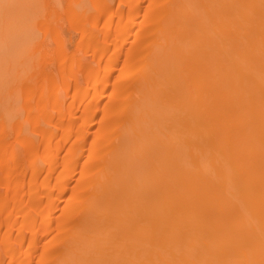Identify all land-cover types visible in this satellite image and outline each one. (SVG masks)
Instances as JSON below:
<instances>
[{
	"label": "bare ground",
	"instance_id": "6f19581e",
	"mask_svg": "<svg viewBox=\"0 0 264 264\" xmlns=\"http://www.w3.org/2000/svg\"><path fill=\"white\" fill-rule=\"evenodd\" d=\"M3 1L0 0L1 26L10 16L14 20L10 17L9 25L17 23L21 16L22 22L23 15L28 13L29 17L30 11L34 16L42 3L34 0L41 3L32 5L33 1L28 0L34 8L37 5L35 12L30 10L32 6L27 5V0H11L15 5L10 0H6L7 5ZM70 1L63 10L64 18L81 31L76 46L83 55L90 51L91 63L85 60L83 67L84 63H79L81 55L73 57L63 50L60 13L57 11V18L54 7H50L53 11L47 8V14L53 12V16H46V22L38 20L43 18L40 12L42 16L37 14L40 17L32 24L41 22L38 25L45 35H51L57 43L58 51L52 49V53L58 60L56 76L60 75V79L56 80L50 68L42 70L45 63L51 64L52 53L48 55L50 51L45 53V49L37 52L44 45H30L34 54L39 53L38 62H33H40L37 72L32 69L36 64L31 68L35 77L30 74L29 82L28 67L22 72L25 67L21 66L19 71L17 66L22 77L16 74V78H25V82L18 84L12 70V77H8L18 82L12 81L10 87L20 86L18 90L15 85L20 93L16 89V95L11 93L12 87L3 91L11 101V97L17 99V94L22 95L21 106L27 112L21 120L20 113L11 112L19 117L9 113L5 120L14 117L13 121L5 123L1 120L4 112L0 111V189H4L0 192V230L4 226L0 233V257H7L6 264H30L29 258L36 254L40 238L48 237L41 244L42 251L35 255L37 264L47 259L51 262L47 260V264H264V0H118L120 7H127L125 13L120 8V12L111 11L107 0H88L90 4L85 0ZM18 3L23 12L18 11ZM82 4L90 5L92 11L88 14L89 7ZM12 5L15 11H11ZM16 12L21 16L17 17ZM140 12L143 15L138 24L148 30L132 37H136V42L133 39L124 51L120 74L112 77L113 87L109 91V79L118 67L115 65L119 53L125 49ZM102 14H106V19L99 27L98 38L91 30ZM25 17L27 21L23 22L29 24L32 15ZM114 18L119 21L112 26ZM20 21L10 26L15 30L11 36L16 35L17 39L27 35L24 32L28 30L23 32L27 25L22 22L20 26ZM5 26L9 27L7 22ZM17 26L23 28L21 35ZM11 39L7 43L10 41L15 47L16 39ZM22 40L23 36L19 41ZM18 46L19 49L21 44ZM31 47L24 48L25 52L21 47L20 56L25 57ZM107 50L110 54L106 55ZM13 54L12 60L8 58L11 63L20 58ZM1 57L2 54V64ZM3 58L7 67L22 61L21 58L11 64ZM74 66L84 69L83 75L90 79L89 83L86 79L85 86L77 78L74 80L79 72L73 73ZM22 73H27L26 77ZM130 77L135 79L134 83L139 80L140 85L133 88L132 84L133 89L124 87L125 79ZM71 78L75 83L70 107L66 104L64 109L61 97L69 89ZM117 81H121L119 86ZM104 96L111 102L100 106ZM134 96L138 97L137 104L133 100L136 105H131L129 101ZM89 98L94 99L93 104ZM4 100L5 96L0 99L1 106ZM112 101H117L116 109ZM73 102L76 108L81 106L77 116L73 111L75 104L71 109ZM128 105L134 108L127 116V126L122 127L119 144L113 146V130L120 127L115 118ZM100 108L107 113L108 128L104 131L99 129L102 125L97 126V132L89 138L88 130ZM69 120H77V127L73 125L76 122L71 125ZM90 160L92 163L87 165ZM38 164L47 167L40 178L34 172ZM25 166L30 167V173L33 171L28 178L19 171L23 168L26 173ZM16 168H20L21 175ZM73 176L76 182L68 188ZM65 193L67 200L63 202ZM55 203L62 205L60 215L55 212ZM71 215L76 217L72 216L73 220H80L69 226ZM58 216L61 219L57 220ZM14 230L16 236H12ZM65 231L72 233L67 232L65 237ZM61 238L63 246L60 244L62 247L54 252L53 242L59 243Z\"/></svg>",
	"mask_w": 264,
	"mask_h": 264
},
{
	"label": "rangeland",
	"instance_id": "374dc122",
	"mask_svg": "<svg viewBox=\"0 0 264 264\" xmlns=\"http://www.w3.org/2000/svg\"><path fill=\"white\" fill-rule=\"evenodd\" d=\"M4 1H5V2H4ZM4 1H3V2H4V4H5L7 1H6V0H4ZM8 1H9V0H8ZM10 1H11V0H10ZM18 1H20V0H18ZM18 1H16V3H17ZM21 1H22V0H21ZM27 1H28V0H27ZM32 1H33V2H32ZM37 1H38V0H37ZM37 1L34 2V0H31L32 5H33V3H36ZM52 1H53V2H52ZM52 1H51V0H42V3H41V1H40L39 3H36L37 5L41 3V4L39 5V6H40V7H39V10H40V12H43V16L41 15L42 13L40 14V12H39V13H35V14H36V15L34 14L35 17L33 16V14H31V15H32V20L29 19V20L31 21V23H30V21H29V24L26 23L25 21H27V20L24 19V16H25V15H26L25 18L28 17V16H27L28 13L26 12L27 14L23 15V20H25L24 22H25L26 25H27V26H26V25H23L24 27H25V26L27 27V28H25V29H23V28L20 27V26H22L21 23L23 22V20H22V22L20 21V20L22 19V16L20 15L21 13L16 12V13L19 14L17 17L21 16V17H20L21 19L18 18V20L20 19L19 21H20V24H21L19 27L17 26V28H19V31H21V29H23V32H24L25 30H27V29L29 30V31L27 30V31L24 32V34H26V32H27V35H25L26 37H25L24 35H22V36H23V40H22V41H19V40L22 38V36H21V38H20V35L22 34V31H21V33L17 31V33H20V35H18L20 39L15 38V37H17L16 35H15V36H14V35L11 36V33H13V30H14V29H13V27H10V26H12V25L14 26L15 24L18 25L17 23H19V21H18L17 23H15V22L12 23L13 21H11L12 25H11V24L9 25V24H8V23H9L8 21L11 20V19H9V18L11 17V18L13 19V16H10L9 14L4 16L3 21H4V20H5V21L7 20V19H5L6 16H8V17L10 16L9 18L7 17V18H8V21H6V22H7V25H8L10 28H9V27L6 28V26H5L6 22H5V24H2L3 26H5V28H2L3 26H1V24H0V54H2L3 57L5 56L7 59L10 57V59L12 60L13 58H11V57H12L11 54H13L14 51H15L16 54L14 53L13 55H15V56L17 55V56H19L20 58H18V57H17V59L14 58V61H15V60H16L17 62H18V61H21V60H18V59H21V58H22V57L20 56V55H21V50L23 49L22 52L24 51V48L26 47V46H25L26 44H27V47H26V48H30L31 46H32L33 48H35V47H39V46H40L39 48H41V46L44 45L43 48H41V49H40L39 51H37V52H40V51H42V49H45V50H46L45 53H47V52L50 51L49 53H47L48 55H50L54 50L56 51L55 48L58 46V45H56L57 43L53 40V37H52L51 35H48V36L45 35L44 30H43V29L41 28V26H40V25H41V24H40L41 22H40V23H39V21H38V23L33 22V24H32V21H35V18L38 19V17H40V16H42L43 18L40 17V19H38V20H41V19L43 20V19H44V21L46 22V21H47V20H45V18H47L46 16H48V15H52V16H53V15H54L53 12H50V13H52V14H47V8L50 10L51 8L54 7V8H53V9H55L54 12L57 13V11H58V13H60V14H59V17L61 18V20H60L59 17H57L58 13H57V14L55 13V16H56L57 18H59V20H60V21L58 20V22L61 23V21H62V23H61L62 25L59 24V30H60L61 36H63L62 38H64V41H63L64 43L62 44V48H63V50L66 49L65 52H66V51H67V53L70 52V55L73 54V57H74L76 54L81 55L80 57H82V58H81V60L79 61V63L81 62L80 64H82V62H83V63H84V65H82L83 67H85V64H86L85 60L87 61V64L91 63V61H92V57H91L90 51L88 50V51L86 52L87 54L84 53V55H83L82 52H80V50H78V48H77V46H76V42H77V40H78V39L80 38V36H81V31H80L77 27L71 25L67 18H64L65 16H64V12H63V10L65 9V5H66L67 2H68V4H69V2H71V1H70V0H69V1H68V0H52ZM77 1H78V0H77ZM77 1H76V2H77ZM107 1H109L108 3H110V5L108 4V6H110V10H111V11L113 10V12H115V11L120 12V11H119V8H120V10L122 9L121 12H123V13H125V12L127 11V7H126L125 5H124V7H122L123 5H121L122 8L120 7V4H119V1H118V0H107ZM173 1H174V0H172V2H173ZM1 2H2V1H1ZM1 2H0V5H1ZM13 2H14V0H13ZM13 2L11 1V3H13ZM29 2H30V1H28L27 5L29 4ZM46 2H47V3H46ZM57 2H58V3H57ZM74 2H75V1H74ZM80 2H81V1H80ZM85 2H87L88 4H90V3L88 2V0H85ZM143 2H144V3H148V0H145V1H143ZM7 3H8V2H7ZM7 3H6V5H7ZM11 3H10V4H11ZM19 3H20V2H19ZM19 3H18V5H17L18 8H17V7H16V8L18 9L19 12H23V11H21V10H22L21 7H20V10H19V6H20ZM23 3L26 4L25 2H23ZM23 3H21V5H23ZM44 3H46V4H44ZM49 3L51 4V6L49 5ZM72 3H73V2H72ZM77 3H78V2H77ZM82 3H84V0L82 1ZM42 4H43V6H42ZM75 4H76V3H75ZM79 4H80V3H79ZM171 4H172V3H171ZM2 5H3V4H2ZM13 5H15V3H13ZM13 5L10 6L11 11H15V7H13ZM29 5H31V4H29ZM32 5H31V6H32ZM34 5H35V4H34ZM37 5H35V8H36V9L34 8V6H32L34 9L31 7L32 9L30 8V10H35V12L38 11V10H37L38 7H36ZM44 5H45V6H44ZM56 5H57V6H56ZM82 5H83V4H82ZM85 5H86V4H84L83 6H85ZM8 6H9V4H8ZM66 6H67V5H66ZM75 6H77V5H75ZM75 6H74V8H75ZM108 6H107V9H106V10H108ZM11 7L14 8V9L12 10ZM27 7L29 8V6H27ZM44 7H45V8H44ZM50 7H51V8H50ZM77 7H78V6H77ZM77 7H76V8H77ZM79 7H80V6H79ZM86 7H89V11H88L87 9H85V11H88L87 13L89 14V12H91L92 9L90 8V5H89V6L86 5ZM171 7H172V6H171ZM171 7H170V8H171ZM4 8L6 9V7H4ZM22 8H24V7L22 6ZM25 8H26V7H25ZM60 8H61V9H60ZM76 8H75V9H76ZM84 8H85V7H84ZM84 8H83V9H84ZM8 9H9V8H8ZM17 9H16V10H17ZM53 9L50 10V11H53ZM58 9H59V10H58ZM77 9H78V8H77ZM81 9H82V7H81ZM115 9H116V10H115ZM168 9H169V6H168ZM168 9H167V10H168ZM0 10H2V9H1V6H0ZM30 10L28 9V12H29ZM42 10H43V11H42ZM49 10H48V11H49ZM60 10H61L62 13L60 12ZM90 10H91V11H90ZM6 11H7V10H6ZM24 11H25V10H24ZM79 11H81V10H79ZM85 11H84V12H85ZM8 12H10V11H8ZM30 12H31V11H30ZM30 12H29V17H31ZM81 12H82V11H81ZM108 12H109V10H108ZM108 12H107V13H108ZM5 13H6V12H4V14H5ZM24 13H25V12H24ZM24 13H23V14H24ZM48 13H49V12H48ZM82 13H83V12H82ZM12 14H13V13H12ZM37 14H38V15L40 14V16H38ZM141 14L143 15V12H140L139 14L136 15V19H135V23H136V25L134 24V25H133L134 27L132 26L133 29L131 30V35H130V36L127 38V40H126L125 49L122 50L123 52H122V51L120 52L121 54L119 53V55H120L119 58H120V59L118 60V62H117L116 65H115V66H118V67H116V68L114 69L115 71L113 72V75H112V76L110 77V79H109V80H110V84L108 85L109 87L107 86V87H108L107 89H108L109 91H110V89L113 87V85H112V83H111L112 80H113V78L116 77L117 73L120 74V73H119V69H120L119 66L122 64L121 59L124 57V54H125L124 51H126L127 48L130 47V43H131V41H133V39L136 38V37H135V38L132 39V37H134V35H136V34L143 33V30H144V32L148 30V29H145V28H144V25H143V26L141 25V26H142L141 28H140V26H139V24H141V23H139L140 20H141ZM13 15H14V14H13ZM16 15H17V14H16ZM90 15H92V14L90 13ZM105 15H106V14L99 15V16H100L99 19L97 18V19H98V21H97V25H96L95 27H93L92 30H91V33L95 31V32H94L95 34H94L93 36L96 35V37H97V34H98V38H99V37L101 38V30L99 31V27L103 24L102 22L105 21V19H106V16H105ZM2 16H3V14H2ZM55 16L52 17V18H55ZM14 17H16V16L14 15ZM17 17H16V18H17ZM29 17H28V18H29ZM33 17H34V18H33ZM62 17H63V18H62ZM83 17H84V16H83ZM83 17H82V18H83ZM87 17H88V16H87ZM0 18H2V17H0ZM16 18H15V20H17ZM48 18H50V17H48ZM52 18H51V19H52ZM101 18H102V19H101ZM84 19H85V18H84ZM84 19H83V21H84ZM137 19H138V21H137ZM13 20H14V19H13ZM115 20H117V19L114 18L113 21L111 20L110 23L112 24V26H114V25H115L116 23H118V21H119V20H118V21L116 22ZM36 21H37V20H36ZM49 21H50V20H49ZM142 21H143V20H142ZM24 22H23V24H25ZM1 23H2V22H1ZM122 23H123V22H122ZM122 23H121V24H122ZM138 23H139V24H138ZM31 24H32V25H31ZM38 24H40V25H38ZM119 24H120V23H119ZM16 25H15V26H16ZM29 25H30V26H29ZM42 25H43V24H42ZM28 26H29V27H28ZM65 26H66V27H65ZM101 27H102V26H101ZM148 27H149V26H148ZM8 28H9V29H8ZM14 28H15V27H14ZM20 28H21V29H20ZM30 29H31V30H30ZM101 29H102V28H101ZM96 30H97V31H96ZM149 30H150V28H149ZM14 31H15V30H14ZM98 31H99L100 34L98 33ZM132 31H133V32H132ZM140 31H141V32H140ZM138 32H139V33H138ZM17 33H14V34H17ZM29 34H30V35H29ZM92 34H93V33H92ZM99 35H100V36H99ZM139 35H140V34H139ZM139 35H138V36H139ZM13 37H14V40L16 39L15 41L13 40L16 48L13 47V43H12V45H11L10 41H9L10 44L7 43L8 39H9V40H10V38L13 39ZM42 38H43L44 40H40V39H42ZM12 39H11V40H12ZM94 39H96V38H94ZM131 39H132V40H131ZM4 40H5V42H6L7 44H9V45H7V44L5 45V44H4V43H5ZM36 40H38V41H36ZM62 40H63V39H62ZM99 40H100V39H98V41H99ZM36 42H37V44H36ZM38 42H39V43H38ZM135 42H136V39H135L134 43H135ZM19 44H21V47H23L22 49H21V47L19 48V49H21L20 51H19V49H18V47H19L18 45H19ZM35 44H36V45H35ZM39 44H40V45H39ZM69 44H70V45H69ZM10 45H11V46H10ZM30 45H31V46H30ZM38 45H39V46H38ZM46 45H47V46H46ZM63 45H64V47H63ZM67 45H69V46H67ZM7 46H8V47H7ZM17 46H18V47H17ZM28 46H29V47H28ZM59 46H60V45H59ZM132 46H133V45H131V47H132ZM135 46H136V45H135ZM6 47H7V48H6ZM10 47H11V48H10ZM32 47H31V49H30L31 51H30V50L28 51L29 53H24L25 55H23V53H22L23 56H25V57L27 56V58H26L27 60H25V57H23V58H22V61H23V59H24V61H23V62L21 61L23 64H25V66H24L23 64L21 65V64H20L21 62L19 63V64H20V66H19V64H18L17 62H13V61H12V63H11V62H10V61H11L10 59L7 60V61L10 62L11 64H13V63H17V65L15 64V66H13L14 64L12 65V66L14 67L15 71H14V69L12 68V66L10 65V63H9V65H10L9 67H11L12 69L9 68V67H7V66H6V63H7L6 60H4L3 57H1V58H2V59H1L2 64H3V62H4V65H5V66L3 65L4 67H2V64L0 63V67H2V68H0V69L3 70V71L5 70V67L8 68V69L6 68L7 71L10 69V71H8V74L5 73V72H7L6 70H5V72L2 71V74L0 73V76L2 77V79L0 78V80H1L0 83L2 84V85H0V86H1V89H0V95H1V93H3L2 95L5 96V100H6V99L8 100V101H7V100H6V101H5V100L2 101V102H4L3 105H2L3 107L1 106V101H0V109H3V110H0V111H1V112H2V111L4 112V115H2V116H4V117H3V118H2L1 116H0V117L2 118L1 120H3L5 123H6V121H10V120L13 121V118H14L15 116H16V117H19V115L16 114V115L14 116L13 114H15V113H18V114H19V113H20L22 117L20 116L18 119L21 120V119L24 117L25 113L27 112V111H26L25 109H23V107L21 106V103H22V105H23V102H22L23 100H22V98H21L22 95L17 94V95H18L17 97H19V98L16 99V96H15V98H14V96L11 97V95L8 94V96L10 95V97H11L12 100H13V101H11L10 98H9L10 100L7 98V96L5 95V94H6L5 92H7V91H6L7 89H9V91H10V89H11V87H12V90H13V91L11 90V91H12L11 93H13L14 95H16V94H15L16 92L14 93V91H15V89H16L15 85H16L18 82H19L18 84H21L20 81H22V79L26 80L25 78H22V79L20 78L21 80H18V79H17L18 77L16 78V74H19V71L21 70V69H20L21 66H22L23 68L25 67V69H23V68L21 67V68L23 69L22 72H24V70H26V66L28 67L27 69L30 70V71H29V70L26 71L28 74H27V73H22V74H24V77H26L25 74H27V77H26V78H27V79L29 78V82H30V78H31L30 74L34 73V72L36 71L35 69H38V68H36V66L39 67L38 65L40 64V62H39L38 64L33 63V62H36V61L38 62V60H39L38 58H39V57H37V56L39 55V53L36 54V52H35V54H34V53L32 52ZM14 48H15V49H18V50H15ZM26 48H25V50H28V49H26ZM57 48H58V47H57ZM60 48H61V47H60ZM64 48H65V49H64ZM110 48L112 49V47L110 46V47L108 48L109 51H110ZM133 48H134V47H133ZM6 49H8V50L6 51ZM10 49H13V52H12V53L10 52L11 54L9 53V50H10ZM37 49H38V48H37ZM52 49H54V50H52ZM34 50H35V49H34ZM34 50H33V51H34ZM45 50H44V51H45ZM61 50H62V49H61ZM63 50H62V51H63ZM108 50H107V52H108ZM138 50H139V49H138ZM145 50H146V49H145ZM16 51L20 52V54L17 53ZM44 51H43V53H44ZM55 51H54V52H55ZM57 51H58V50H57ZM57 51H56V52H57ZM59 51H60V50H59ZM77 51H78V52H77ZM147 51H148V50H147ZM24 52H25V51H24ZM26 52H27V51H26ZM71 52H72V53H71ZM75 52H76V53H75ZM88 52H89V53H88ZM144 52L147 53L146 51H144ZM4 53H5V55H4ZM6 53H9V54H10L9 57H7V54H6ZM30 53H33V55L30 54ZM40 53H41V52H40ZM79 53H80V54H79ZM141 53H143V51H142ZM18 54H19V55H18ZM28 54H29V55H28ZM85 54H86V55H85ZM107 54H110V53L108 52V53H106V55H107ZM52 55H53V57H52ZM54 55H56V54H55V53H52V54H51V57H52V59L50 60V61H51V64H50V62H48L49 64H48V63H45V64L43 63L44 66H42V67H43L42 70L45 72V70L48 71V69L50 68L49 70H52L51 72H52L53 74L55 73L54 76H55L56 80H58V79H60V78H59L60 75H59L58 78H57L56 75H58V74H56V73H57V72L59 73V70H58V69H59V66H58L59 64H58V62L56 63V61H58V60L55 59V56H54ZM143 55H145V54L143 53ZM35 56H36L37 59L35 58ZM68 56H69V55H68ZM33 57H34V58H33ZM105 57H106V56H105ZM6 58H5V59H6ZM32 60H34V61H32ZM54 60H55V62H54ZM89 60H90V62H88ZM27 61H28V62H27ZM30 61H32V62H30ZM52 61H53V62H52ZM5 62H6V63H5ZM26 62H27V63H26ZM30 63H31V64H30ZM32 63H33V64H32ZM34 64H36V65L34 66L35 68H32ZM56 64H58V65H56ZM31 65H32V66H31ZM41 65H42V64H41ZM47 65H48V68H47ZM17 66L19 67V71L16 70V68L18 69ZM75 66H76V64H75ZM75 66H74L73 69H75ZM80 66H81V65H80ZM56 67H58V68L55 70ZM78 67H79V66H78ZM31 68H32L33 70H35V71L32 72V71H31V70H32ZM40 68H41V66H40ZM45 68H46V69H45ZM118 68H119V69H118ZM117 69H118V70H117ZM1 70H0V72H1ZM11 70H12V72H11ZM40 70H41V69H40ZM81 70H83V71H82L83 73L81 72ZM13 71L15 72V74H14ZM16 71H17V72H16ZM53 71H54V72H53ZM55 71H56V72H55ZM74 71H75V72L79 71V72H78L79 74L77 73V75H76V73H75V74H72V76H73V75H74V76H75V75L77 76V77H75V78H74V76H73V78H74V80L77 78L76 81L79 80V84H81V86H82L83 84H84L83 86H85V85L87 84L86 79H87V81H88V80L90 81V79H89L86 75H83L84 72H85L84 69H80V67H79V70L75 69V70H73V73H74ZM117 71H118V72H117ZM9 72L13 73L12 76H14L15 80L17 79L18 82H16L15 80H13V78H12V80H9V77H8V76L11 75ZM36 72H37V71H36ZM40 72H42V71H40ZM120 72H121V71H120ZM3 73H4V77H5V75L7 74L6 77L8 78L7 80L10 81L9 84H8L7 80L5 81L6 77L3 78ZM114 73H115V74H114ZM9 74H10V75H9ZM35 74H36V73H34V74H32V75L34 76ZM41 74H42V73H41ZM85 74H86V73H85ZM19 75H21V74H19ZM19 75H18V76H19ZM28 75H29L30 77H29ZM39 75H40V74H39ZM80 75H81V77H80ZM12 76H10V78H11ZM37 76H38V75H37ZM37 76H36V79H39V80H40L39 76H38V77H37ZM40 76H41V75H40ZM84 76H85V78H84ZM117 76H118V75H117ZM19 77H22V75L19 76ZM34 77H35V76H34ZM112 77H113V78H112ZM83 78H84L85 80H84ZM32 79H34V78H32ZM32 79H31V80H32ZM80 79H81V80H80ZM128 79H129V78H128ZM128 79H125L126 85H125V83H124V81H123V83H124V87H128V88H129V87H131V85L133 84L132 87L135 88V87H138V86L140 85V82H138L139 80L136 81V82L138 83V85L136 86V85H134V84H136V82H135V83L133 82V80H135L134 78H131V77H130L131 81H130V79H129V80H128ZM2 80L5 81V82H3ZM34 80H35V79H34ZM72 80H73V79L71 78V82L68 84V85H69V87H68L69 89H68V90H65V91H64L65 93L63 92L64 94L62 93V97H64V99L61 97V102H62V100H63V103H61V106H63V108H64V105H65V106H66V104L68 105V103L71 101V100H70V99H71V96H70V95H72V92H73L72 90H73V88H74V87H73V86H74L73 83H75V82H73L74 80H73V81H72ZM126 80H127V81H126ZM12 81H13V82H12ZM27 81H28V80H27ZM27 81H26V82H27ZM69 81H70V80H69ZM81 81H82V82H81ZM89 81H88V83H89ZM11 82H12L13 84H14V82L16 83V84L14 85V87H13V86L10 87ZM22 82H25V81H22ZM31 82H32V81H31ZM120 82H121V81H117L118 86L120 85V84H119ZM132 82H133V83H132ZM3 83H6V85H4ZM27 83H28V82H27ZM23 84H24V83H23ZM70 84H71V85H70ZM8 85H9V87H8ZM11 85H12V84H11ZM121 85H122V83H121ZM5 86H7V88H5ZM16 86H17V85H16ZM21 86H23V85H21ZM17 87H18V86H17ZM132 87H131V88H132ZM2 88H3V89H2ZM13 88H14V89H13ZM19 88H20V86H19L17 89H18V90H21V89H19ZM21 88H22V87H21ZM131 88H130V89H131ZM133 88H132V89H133ZM5 89H6V90H5ZM17 89H16V90H17ZM18 90H17V91H18ZM108 90H107V91H108ZM3 91H5V92H3ZM68 91H69V92H68ZM18 92L20 93V91H18ZM13 94H12V95H13ZM19 95H20V96H19ZM97 95H98V93H96V95H94L93 98L95 99V97H97ZM4 96H0V99L3 100ZM121 96H122V95H121ZM123 96H124V95H123ZM1 97H2V98H1ZM13 98H14V99H13ZM68 98H69V99H68ZM93 98H89V100L91 99L90 102H91L92 104L94 103V99H93ZM92 99H93V101H92ZM130 99H132V100H130ZM130 99H129V100H130V101H129V102H130L129 104L132 105V104H135V102H136V104H137V101H135L136 99H138L137 96H134V97H132V98H130ZM20 100H22V101H20ZM133 100H134L135 102H134ZM10 101H11V102H10ZM33 101H34V99H32V102H33ZM106 101L111 102V101L108 100V97H107V96H104V97L101 99V101H100V106H104L105 104L107 105L108 102H106ZM7 102H9L10 104H8ZM32 102H31V103H32ZM105 102H106V103H105ZM131 102H134V103H131ZM12 103H13V106H11ZM29 103H30V101H29ZM104 103H105V104H104ZM16 104H19V105H16ZM62 104H63V105H62ZM69 104H70V103H69ZM73 104H75V105H74V110H73V111L76 112V113H75L76 116L79 115V112H80V114H81V106H79L78 108H76V106H77V105H76V102H73V103L71 104V105H72L71 109L73 108ZM103 104H104V105H103ZM109 104H111V103H109ZM109 104H108V105H109ZM136 104H135V105H136ZM9 105H10V106H9ZM112 105H113L114 109H116L117 101H112ZM112 105H111V106H112ZM131 105H128L127 107H125V109L123 110L122 114H121V113L119 114L120 116L117 115L119 118H115L114 116H116V115L113 116V117L115 118V120H116V119L118 120V121L116 120V121L118 122V125H120V127L117 126V128L114 126L115 129H116V131L113 130V134H114V132H116L117 135L115 136V134H114V135L112 134L113 138H112L111 141H112L114 144L111 143V142H110V143L113 144V146H116V144H119L118 142H120V139H121L122 136H123L124 130H122V127H123L124 125L127 126V124H128V122H127V116H128L129 113H131V111H132V110H130V109H133V108H134V107H133L134 105H133V106H131ZM7 106L9 107V109H8ZM14 106H15V107H14ZM19 106H20V107H19ZM11 107H12L13 109H12ZM16 107H17V108H16ZM68 107H70V106L68 105ZM75 108H76V109H75ZM64 109H66V107H65ZM7 110H8V111L10 110V112L7 113ZM18 110H19V111H18ZM75 110H76V111H75ZM13 111H14V112H13ZM73 111H72V112H73ZM102 111H103L104 114L101 113ZM1 112H0V113H1ZM11 112H12L13 114H12ZM9 113H10V116L13 115L14 117H11L12 119L9 118V119H6V120H5V117L8 118L7 115H8ZM1 114H2V113H1ZM11 114H12V115H11ZM96 114H97V115H96ZM96 114L94 115L95 119H94L92 125L90 126V128H89V130H88V134H87V136H88L89 138H92L93 135L97 132V128H96L97 126H98V128H99V126L102 125L103 128H99V129H100V130H101V129H104V131H106L107 128H108V127H107V126H108V125H107L108 117H107V113H106V111H104V108H100V109L97 111ZM101 114H102V117H101ZM125 115H126V116H125ZM94 117H93V118H94ZM100 117H101V118H100ZM99 118H100V120H99ZM16 119H17V118H16ZM16 119H15V120H16ZM65 120H67V119H65ZM65 120H64V121H65ZM69 121L71 122V120H69ZM116 121H115V122H116ZM72 122H74V123L76 122L75 124H73V125L75 126V127H74V126H73V127L76 128L77 125H78V121H77V120H75V121L73 120ZM72 122H71V125H72ZM124 122H125V123H124ZM9 123H10V122H9ZM96 123H97V124H96ZM98 123H101V124H98ZM113 123H114V120H113ZM113 123H112V124H113ZM114 124H115V123H114ZM116 124H117V123H116ZM122 124H123V125H122ZM25 127H26V125H25ZM112 127H113V126H112ZM109 128H110V127H109ZM120 128H121V129H120ZM26 129H27V128H26ZM99 129H98V130H99ZM123 129H124V127H123ZM125 129H126V128H125ZM100 130H99V132H100ZM117 130H118V133H117ZM100 134H101V133H100ZM104 134H105V132H104ZM104 134H101V136H102V135L104 136ZM108 134H109V132H108ZM106 135H107V133H106ZM104 137H106V136H104ZM116 137H117V138H116ZM56 138H58V136H57ZM108 138H110V136H109ZM118 138H120V139L118 140ZM34 139H35V137H34ZM71 140H72V139L70 138V140L67 141L68 143L66 142L65 145H63V149H64V150L61 151V154H62L63 152H65V149H66V147H67V144H69V142H70ZM89 140H90V139H89ZM108 140H109V139H108ZM115 140H116V141H115ZM34 141H35V140H34ZM35 142H36V143H37V142L39 143V138H36V141H35ZM35 142H34V143H35ZM116 142H117V143H116ZM115 143H116V144H115ZM111 144H110V145H111ZM65 146H66V147H65ZM17 148H19V146H18ZM20 149L22 150V148H20ZM20 149H18V151H20ZM20 152H21V151H20ZM18 153H19V152H18ZM20 154H22V152H21ZM84 157H85V155H84ZM84 157L82 156V157L80 158V160H79V162H81V164H82V162H84ZM92 161H93V160H90V161L86 162V163H88L87 165H89L90 163H92ZM89 162H90V163H89ZM93 164H94V162H93ZM93 164H91V165H93ZM26 166H27V164H26ZM26 166H25L26 173H25V171L23 170V168H22V170H19V171H21V173H22L23 175H25L26 178H28V177L31 175V173H32L33 171L30 173V171H31L30 167H26ZM35 167L39 168V169L36 168V171H34L35 174H37V175L39 174V175H40L39 178H40L42 175H44L43 173L47 170V167H46L45 165H43V164H40V165L38 164V165H36ZM35 167H34V169H35ZM31 168H32V167H31ZM18 169H20V168H16L15 171H17V173H20V172H18ZM13 170H14V169H13ZM37 170H38V171H37ZM40 170H42V171H41V174H40ZM43 170H44V171H43ZM15 171H13V173H14ZM15 173H16V172H15ZM17 173H16V174H17ZM21 173H20V175H21ZM28 173H30V175H29ZM28 175H29V176H28ZM75 176H77V175L75 174ZM75 176H73V179L71 180V182H69L70 184H68V186H67L68 188L70 187L69 185H73L72 183H74V181H75ZM75 182H76V181H75ZM90 189H93V187L90 188ZM20 190H21V189H19V191H20ZM22 190H23V189H22ZM93 190H94V189H93ZM3 191H4V189H3V190L0 189V192L3 193ZM25 191H26V187H24V190H23V193H24V194L26 193ZM21 192H22V191H21ZM91 192H92V191H91ZM20 194H21V193H20ZM24 194H22L21 196L23 197ZM90 194H91V193H90ZM90 194H88V195L90 196ZM63 197H65V198H63V202H64V201L67 200L66 193L64 194ZM25 198H26V194H25ZM25 198H24V199H25ZM39 198H40V195H39ZM37 199H38V198H37ZM38 200H39V199H38ZM38 200H36V201H38ZM33 202H34V201H33ZM57 204H58V203H55V205H54V207L56 208V209H55V210H56L55 212L58 213V214L60 215L59 212H60V210L62 211V205H61V204H58V205H57ZM56 205H57V206H56ZM88 206H89V205H88ZM79 210H80V209H79ZM61 214H62V212H61ZM72 216H73V215H71L70 218H71ZM78 216H80V215L77 214V217H78ZM70 218H69V226L75 225V224L80 220V218L74 219L75 221H77V220L79 219V220L75 223V221L72 219V218H76L75 215L71 218L72 220H71ZM59 219H61V218H59V216H58V217H57V220H59ZM71 221H72V222H71ZM70 223H71L72 225H71ZM73 223H75V224H73ZM2 227H3V229H2ZM2 227H1L0 233L4 230V226H2ZM67 232H70V231H65V232H63V234L65 235V237H66V233H67ZM71 233H72V232H70V234H71ZM16 234H17V232L14 230V231L12 232V236H13V235L16 236ZM51 234H52V233H51ZM63 234H62V238H63ZM67 235H69V233H68ZM24 236H26V234H25ZM50 236H51V235H49V237H50ZM26 237H27V236H26ZM26 237H25V238H26ZM36 237L39 238V235H37ZM47 238H48V237H44L43 239H42V237L40 238V241H39V243H38V244H39V245H38V248H36V254H38V253H40V251H42V249H41V248H42V245L45 243V241L47 240ZM62 238H61V239H62ZM58 239H59V238H58ZM57 241H58L59 243H55V242H53L54 245L51 244V245H52L51 250H53V251H54L55 249L58 250V248L60 249V247L63 246V243H64L63 239H62V241H59V240H57ZM50 243H52V242H50ZM41 244H42V245H41ZM60 244H61L62 246H61ZM51 245H50V246H51ZM59 245H60V246H59ZM48 246H49V245H48ZM48 249H49V248H48ZM48 249H47V250H48ZM49 250H50V249H49ZM49 250H48V251H49ZM49 252H51V251H49ZM54 252H55V251H54ZM0 254H1V253H0ZM36 254H35V255H36ZM35 255H34V257H31L32 259L29 258V261H30L29 263H30V264H37V261H36V259H35ZM46 258H48V256H47ZM0 259H3V260L0 261L1 264H6V263H7V262H6V261H7V257H5V256H4V257L1 256ZM27 260H28V259H27ZM47 260H48V259H47ZM47 260H46V261H47ZM46 261L43 262V263H40V264L51 263V262H49L50 260H48L47 263H46ZM24 262H26V261H24ZM27 262H28V261H27Z\"/></svg>",
	"mask_w": 264,
	"mask_h": 264
}]
</instances>
